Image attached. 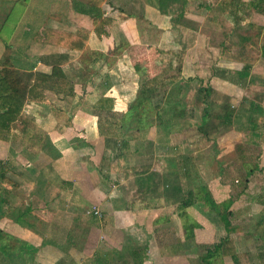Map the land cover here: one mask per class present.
Listing matches in <instances>:
<instances>
[{
	"label": "crops",
	"instance_id": "0c3cea01",
	"mask_svg": "<svg viewBox=\"0 0 264 264\" xmlns=\"http://www.w3.org/2000/svg\"><path fill=\"white\" fill-rule=\"evenodd\" d=\"M87 1L0 0V65L9 63L23 73L40 72L47 75L52 72L53 67H58L71 82L68 90L73 93L72 96L66 94L59 96L52 90L45 89L42 97H33L25 102L23 112L34 117L35 123L44 132V135H39L42 137L40 139L48 141L52 148L50 151H41L47 157V166L42 165L38 170H35L34 166L29 170L30 164L26 167L31 173L38 171L34 179L37 183L43 184L44 189L47 184L43 174L45 167L53 168L57 171L56 174H60V186L65 189V194H63L64 192L61 194L63 188L60 191V207L65 202L66 205L71 204L80 210L81 206L86 204L87 199L93 198L96 203L94 207L102 209L101 216H96L93 219L89 218V213L82 214L77 211L74 215L60 211L56 219H60V215H62L61 221L63 222L52 224L53 230H50L52 240L49 237L48 240L37 243L38 241L33 239L29 241V248L26 251H21L20 249L24 246L20 245L19 247L13 246L11 252L26 253L33 256L32 259H35L37 255L38 261L35 259L30 264H78L79 260L71 254V250H74L71 247L75 248L78 244L75 239V233L78 238V231H81L77 228L78 220L86 217L87 225L90 227L87 239H90L91 235H99L100 240L106 239L105 242H103L104 239L101 240L102 243H109L108 247L115 250H123L126 245L130 244L145 245L147 247L146 257L142 264H169L167 259L163 258L176 256L177 248H169L163 239L170 232L168 235L171 234L174 238L167 244H172L174 239L181 235V220L177 211L178 203L174 202L172 196L171 201L167 200L162 193H159V188L155 194L150 196L145 191V187L138 184L137 174L132 168L136 163L135 155L132 152H127L124 154L125 157L119 158L113 149L106 146L104 137L98 131L97 116L94 114L93 105L101 96H107L114 99V113L123 114L128 110L136 96L140 67H143L138 60L134 59L133 54L137 49L135 43L139 40L137 46L146 42L148 37L155 44L163 43L164 28L174 27V23L179 19L177 17L179 12H182L185 17V14L192 13L193 7H200L199 9L205 11V16H207L211 10L218 6V12L226 10L228 13L234 14L232 5H236L237 2L235 3L234 0H223V2H221L222 0H186V3H183V1L177 0L168 4L165 10H161L158 7L159 0H103L99 10L101 9L102 18L108 20L102 31L99 32L94 28L93 17L84 13L85 10H89L86 6ZM242 1L243 4H248L245 0ZM252 1L255 3L256 0ZM262 9L253 10L254 26L261 28L258 36L261 45L264 44V5ZM10 20L11 28L3 34L5 23ZM234 21L241 23V18L236 15ZM80 28L89 30L87 41L83 47L63 44L67 40L66 38H57L58 40L55 42L49 35L55 30L63 33H75ZM202 35L205 37L204 41L208 42L209 35H204L196 29L191 30L192 38L198 37L199 39ZM137 38L139 40H136ZM224 40H221L219 44L224 43ZM177 47L180 48L178 45ZM232 63V67L221 64L219 68L216 67V64H212L211 76H216V73H212L214 69L230 68V70L238 71L243 66V63L238 61H232ZM255 66L257 68L251 69L248 73V80L254 77V82L250 83V86L251 89L259 91L260 96L255 95V98H249L264 108V85L262 83L258 85L264 77V69L260 65ZM154 67L156 68V66ZM161 69L162 67L160 70L157 68L156 71L152 70L150 75H156ZM181 73H183V62ZM223 79L225 80V78L221 80L224 81ZM258 79L260 80L257 81ZM233 84L239 85L231 81L225 83L226 87L234 86ZM220 92L226 93L227 91ZM150 130L154 131L153 134L149 132ZM149 131V134L144 137L138 133L137 137L130 138L132 141L125 134L124 137L133 149L135 144L142 143V140L149 138V141L154 137L151 141H155L156 127H151ZM130 132L133 130L125 133L128 135ZM39 136H36L35 139H38ZM8 142L10 147L8 152H12L11 149L18 150L14 142L19 143L20 141H14L12 138ZM8 142L4 143L3 140H0V153L8 147L5 146ZM30 146L32 145L27 142L28 149ZM26 149L22 146L21 152H26ZM154 154L155 152L152 153L151 158ZM23 157H25V153H23ZM149 159L150 157L147 160L142 158L137 163L136 167L140 172L142 170L150 172ZM6 161L12 168V162H9L8 158ZM131 174H133V180L128 179ZM122 183H130L129 188L135 192L136 196L133 200L136 199V204L142 205L140 208H143L141 212L145 217L139 218L141 226L138 228L140 229L134 225L131 215L128 214L133 212V207L128 204L129 194L123 191ZM140 189L143 191L139 193ZM0 204H2L1 210L4 213V203L0 201ZM30 206L32 207L33 204ZM149 212L153 214L151 217ZM70 220L77 223L74 231L64 225ZM153 220L154 228H151L153 233L146 234L144 228L147 232L149 231L146 222ZM137 221L138 219L135 223ZM81 225L83 226V224ZM107 227H112V230L108 232ZM4 235L0 229V238ZM35 236L38 235L35 234ZM142 237H145L144 241H142ZM155 239L157 240L155 241ZM51 241H58V245ZM152 241H154L153 245H151ZM177 241L178 239H176ZM165 245L166 248H163ZM17 248L19 249L15 252ZM163 249H167V254L162 253ZM95 250L92 256L95 254ZM0 252L2 253V250ZM83 261L81 257V264ZM92 264H96V262L94 261ZM112 264L125 263L112 262Z\"/></svg>",
	"mask_w": 264,
	"mask_h": 264
},
{
	"label": "rangeland",
	"instance_id": "374dc122",
	"mask_svg": "<svg viewBox=\"0 0 264 264\" xmlns=\"http://www.w3.org/2000/svg\"><path fill=\"white\" fill-rule=\"evenodd\" d=\"M234 1L235 3L237 2L236 6L239 8L235 9V5H232L234 14L228 13L226 10H224V12H218L219 8L217 6L216 9L211 10V12L205 16L206 12L199 9L200 7H193L192 13L190 12V14H185V17H180L177 22L174 23L173 28H164L163 43L155 44L148 37L146 42H143L145 40L144 38L142 41L143 44L141 43L137 46L140 42L139 38H137L136 40L139 41L135 43L137 49H135L133 54L134 59L138 60L143 66L142 68L140 67V72H144L147 77H151L152 75H150V72L152 70L156 71V68L160 70L161 67L165 66L164 68L168 69L166 65L170 57H172V66H176L177 59L174 55V51L177 52L180 50L183 58V73L181 74L184 76L181 77L177 84L173 85L177 90L176 98L165 102L163 106L165 110L161 109V114L169 121V125L165 128L166 131L160 127V129L157 130L155 141L152 142L153 146H155V154L152 158L150 157L151 161L149 159L150 172H157L159 175H176L179 170H186L187 177H177V179H179L176 183L182 181L186 184L187 188H195L196 190L205 184L210 190L212 197L220 200V202L226 200L230 193L234 200L230 205V211L232 213L230 216V224L233 225L234 228L228 235L235 241L237 249L243 250L238 252L241 263L264 264V256L262 259L259 258V252L264 250V245L259 244L257 241L260 230H262L261 225H258L257 221L261 216H264V125L259 127V129L263 131L261 130L262 134L257 137L254 135L255 133L250 132L246 114L237 115V112L235 113L233 125L212 133L210 139H207V142H205L206 139H202L203 137L198 133L196 128L201 117L200 108L194 109L191 113L187 112L186 115L177 116L172 112L173 110L180 111L183 107H186L185 110L191 109L194 91L200 81L201 84L205 86H210L213 89L217 88V91H227V102L234 106L236 111L240 110L244 112L240 100H242L241 98L245 95L253 98H255V95H257V97L260 96V92L251 89L250 84L245 87L236 84H233L235 87L231 85L226 87V81H231L230 77L234 75V71L232 69L230 70V68L225 70L214 69L212 73H216V76H211L212 64H216L218 68L221 64L227 65V67L233 66L232 57H226L222 53V48L223 46L225 47V44H219L223 39H225L224 43L230 40L229 36H232L233 33L234 36L232 40H237L239 38L238 36H244L243 34L253 38L255 44L250 45L248 49L252 52V56H254V54L256 55L255 63H257L258 66H262L264 69V58L260 54L261 47L264 44L261 45L259 39L256 38L258 30L254 26L255 21H253V10L256 8L250 7L249 4H243L242 0ZM245 1L248 3L252 0ZM221 2H223V0ZM236 15L241 18V23L234 21V16ZM5 24L3 34L8 32V29L11 28V20ZM249 24L252 26L250 27ZM193 29L199 30L204 35H209V41H204L205 37H203V35L199 39L198 37L192 38L191 30ZM157 33L159 32L157 31ZM148 36L150 35L148 34ZM177 45L180 46V48H178ZM153 66H156V68H153ZM222 67L225 68V66ZM253 68L257 67L252 66L251 69ZM220 76L225 78L226 81L224 79V81H222ZM235 78L237 77L235 76ZM259 80L260 79L257 81ZM154 113L155 111L146 110L148 116H152ZM214 122L215 120H212V124ZM148 131L149 129L144 131L142 137L149 134ZM149 132L153 134L154 131L150 130ZM138 133L139 132L134 129L133 132L128 133V135L123 132L122 136L125 139V134L128 136L129 140L132 141L130 138L137 137ZM148 139L146 140L148 141ZM153 139L154 137L151 138V140ZM22 140L26 139L23 138ZM5 142L8 141H4V143ZM24 142L25 141L19 143L14 142L18 150L11 149L12 152H8L10 148L8 142V144H5V146L8 147L3 149L0 153V159L2 158V160L6 161L8 158V161L12 162V168L9 167L6 172V179L0 182V201L4 203V213L2 212V215H0V229L5 234L0 238V250H2V253L0 252V264H30L31 261L33 262L35 259L38 261L37 255L35 259H32L34 258L33 256L31 257L23 252H17L18 254H15L11 252V249L13 246L19 247L21 245L24 247L20 250L26 251L27 248H29L30 240L35 239L38 241L37 243H42V240L46 241L49 237L50 240H52V232H50V230H53V228H51L52 224L56 225V222L57 224L63 222L61 221L62 215H60V219H56L60 211L75 215L77 211L82 212V214H90L92 210H97L96 215L99 217L101 216L100 211H102L100 207L99 209L96 208L97 206L94 207L96 203L93 198H85L87 199L85 201L86 204L81 206L80 210H77L71 204L66 205L65 202L62 204V207H60V191L63 188V186H60V174H56L55 172L57 171L53 170V168L45 167L43 174L47 181L46 189L43 188V184L37 183L34 176L37 175L38 171L36 173H31L26 166L30 164L29 170H31L33 166L35 170H38L42 165L47 166V157L44 152L42 153L38 148H35L38 147L36 144L30 146L29 149L26 146V152H21V147H24L23 144H25ZM34 148L35 150H33ZM23 153H25V157H23ZM27 156L30 157L28 158ZM215 159L219 160L223 166V175L220 179L210 177L215 176ZM256 162L261 170H258L257 167L256 172L248 177L247 182L245 179V172L250 168H255ZM8 179L12 181L9 182ZM128 179L133 180V174H131ZM122 185L123 191L129 194L127 198L129 201L128 204L133 207V212L128 214L131 215V221L134 222V225H137L136 227L138 228L141 226L139 218L145 217L141 212L143 208L140 207L142 205L136 204V199L133 200L136 196L135 192L131 191L129 188L130 183H122ZM64 190L63 188L61 194L63 192V194H65ZM141 191L143 190L140 189L139 193ZM199 191L202 190L200 189ZM58 193L59 196L57 197ZM147 194L151 196V193L147 192ZM29 204H33V206L31 207ZM20 212L23 213V216H21L22 220L18 221L15 220L14 217L11 218L12 215L16 216ZM186 212L187 218L184 216L183 219L188 222H195L193 228L194 234L203 232V230H213V227L217 228V226L223 223L221 218H219L214 211L207 208L202 201H198L192 207L187 208ZM148 214L150 217L153 215L150 212ZM137 219L138 221L135 223ZM179 219L182 223V219L180 217ZM87 222L88 220H86V217L78 220L79 225L77 228L81 230L78 231V238L77 233H75V239L78 241V244L75 248L71 247V249H74L71 250V254L74 258L79 260L80 263L78 264H81V257L82 261L84 260L82 264H92L94 262L92 261L94 259L92 257L94 249H96L95 253H98V256H101L100 254H103V252L110 251L112 253L111 249L108 247L109 243H102L101 240L104 238L100 240L99 235H91V238L87 239V235H89L90 231ZM76 224V222L71 220L64 223V225L72 231L75 230ZM81 224H83V226ZM146 224H148L147 229H149V231L147 232L144 228V232L150 234L152 231L151 228H154V220L152 222L148 221ZM157 225L155 224V226ZM111 230L112 227H107L108 232ZM169 233L170 232H168V234ZM35 234L38 236H35ZM168 234L163 239L165 244L169 243V241H172L174 238H172L171 234L170 236ZM144 238L145 237H142V241H144ZM105 240L106 239H104L103 242H105ZM156 240L157 239H155V241ZM51 242L58 245V241ZM173 242H176V238ZM178 242L180 244L176 245V256H165L166 258H163L165 260L167 259L166 261L169 264H205L203 260L206 255L203 249L204 245L199 246L194 236L187 239L182 236V239L180 241L178 240ZM96 244H98V247ZM153 244L154 241H152L151 245ZM18 249L19 248L15 249V252ZM67 249L69 250V248ZM71 254H69V256H71ZM111 255L113 262H122L123 259L118 257V255L113 253ZM219 260L218 258H214V263L220 264L221 261L219 262Z\"/></svg>",
	"mask_w": 264,
	"mask_h": 264
},
{
	"label": "trees",
	"instance_id": "16d2710c",
	"mask_svg": "<svg viewBox=\"0 0 264 264\" xmlns=\"http://www.w3.org/2000/svg\"><path fill=\"white\" fill-rule=\"evenodd\" d=\"M102 1L103 0H88L86 6L89 10H85L84 12L93 17L94 28L99 30V32L102 31L103 26L108 20L107 18H102L101 9L99 10ZM176 1L177 0H159L158 7L161 10H165L168 4ZM178 1L186 3V0ZM248 4L250 7H254L257 10H260V8L263 10L262 6L264 5V0H256L255 3L254 1H249ZM235 8L239 9L236 5ZM180 9H182V7H180ZM182 16V12L177 13L178 18ZM249 26L251 27L252 25L249 24ZM256 29L258 30L256 38H258L261 28ZM49 35L53 37V41L55 42H57V38H66L67 40L63 44L72 47H83L87 41L89 30L80 28L75 33H63L55 30L53 33L50 32ZM243 35L244 36H238L239 38L237 40H232V37L234 36L233 33L232 36H229L230 40L223 43L225 44V47L223 46L222 48L223 55L226 57H232L233 61L243 63L242 68L233 73L237 78H235L234 75H231L230 77L231 82L237 83L241 87H245L254 82V77L248 80V73L252 66L257 65V63H255L256 55L254 54V56H252V52L248 49L250 45L255 44L253 38L246 34ZM174 52L176 53H174V55L177 59L176 66H172V57H170L168 58V64L166 65L168 69L163 66L161 71L152 77H147L144 72H139L140 78L136 96L125 113L117 114L116 112H113L114 99L112 97L101 96L96 100L93 105V111L97 116L98 131L99 134L104 137L106 146L113 149L118 157H125L124 154L127 152H132L133 155H135L136 163L132 168L135 169V174H137L136 179L138 184L141 187H145L146 192L155 194L159 188V190H161L159 193H162L167 200L171 201L172 196L174 202L178 203L177 211L179 217L182 219V223L181 235L176 239L180 241L182 239L181 236L185 239L194 236V239L199 246L204 245V248H202L206 252L205 257L203 258L205 264H215L214 258L220 259V264H242L238 252L243 250H238L235 241L228 235V233L234 228L233 225L230 224V216L232 214L230 211V205L234 201L231 194L229 193L228 198L220 202V200L212 197L210 190L205 184L196 190L195 188H187L186 184L182 181L176 183L179 179H177V177H187L186 170H179L176 175H159L157 172H146L144 170L140 172L136 165L142 160V158L147 160L151 157L155 150V146H153L152 143L153 141L142 140V143L137 142L135 147L131 149L129 142L122 136L123 132L134 129L142 134L151 127H156V132L160 127L166 131L165 128L168 127L169 121L162 116L161 109L165 110V108H163L165 102L176 98L177 90L173 85L177 84L182 77L181 52ZM260 54L264 58V45L261 47ZM261 83L264 85V77L258 85H261ZM70 85L71 82L67 80L62 70L58 67H53L52 72L47 75L40 72L23 73L12 65H9V63L1 64L0 140L9 141L14 138L20 142L25 141V144H23L25 149L28 142L30 145L36 144L40 151H50L52 148L51 145H49V142L40 139L42 137L39 135H44L43 130L37 126L33 116L23 112V106L25 102L31 100V98H40L41 95L43 96L42 93L45 89H50L59 96L61 94L72 96L73 93L71 90H68ZM227 99V94H223L210 86H205L201 84L200 81L194 91L191 109L185 110L186 107H183L180 111L173 110L172 112L179 116L183 114L186 115L187 112L191 113L194 109L200 108L201 117L196 128L198 133L203 137L202 139H206L205 142H207V139H210L212 133L233 125L235 113L237 112L239 113H237V115L246 114L250 132L255 133L254 135L259 137L263 131L262 129H259V127L264 125L263 106L245 95L240 102L243 107L242 109H244V112H241L240 110L236 111V108L228 103ZM146 110L155 111V116H148ZM212 120H215L213 124ZM36 136H39L38 139L34 138ZM23 138L27 141L22 140ZM214 161L215 176L210 177L220 179L223 175V166L219 160L215 159ZM257 167L258 164L256 162L255 168H250L245 172L246 181L249 176L256 172ZM8 168L7 161L0 159V182L6 179ZM258 170H261V168L258 167ZM8 181L11 182L12 180L8 179ZM200 189L202 191H199ZM198 201H202L207 208L214 211L223 221L222 225L217 226V228L213 227V230H203V232L194 234L193 228L195 222H188L187 220H184L183 217L185 216L187 218L186 209L192 207ZM1 209L2 204H0V214L2 212ZM21 216H23L22 212L16 216L12 215L11 218L14 217L15 220H22ZM96 216L97 215L92 212L89 214L90 219H93ZM257 223L258 225H261L262 228L257 241L259 244L264 245V216H261ZM179 244L180 243L177 241L166 245H168L169 248H175L176 245ZM166 245L163 246V248H166ZM146 248L145 245L140 246L130 244L126 245L123 250H115L114 248L110 249L113 254H116L123 259L122 263L142 264L146 257ZM163 250L164 252L162 253L167 254V249ZM112 253L110 251L103 252V254H100L101 256H98V253H95L92 256L94 258L92 261H95L96 264H112ZM263 256L264 250L259 252V258L262 259Z\"/></svg>",
	"mask_w": 264,
	"mask_h": 264
},
{
	"label": "built area",
	"instance_id": "2783aa9c",
	"mask_svg": "<svg viewBox=\"0 0 264 264\" xmlns=\"http://www.w3.org/2000/svg\"><path fill=\"white\" fill-rule=\"evenodd\" d=\"M92 213L97 214V210H92ZM99 215V214H98Z\"/></svg>",
	"mask_w": 264,
	"mask_h": 264
}]
</instances>
